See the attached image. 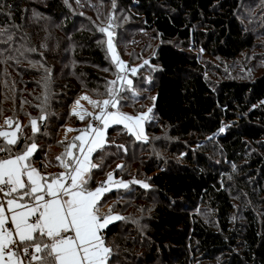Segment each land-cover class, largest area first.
<instances>
[{
	"label": "trees",
	"instance_id": "16d2710c",
	"mask_svg": "<svg viewBox=\"0 0 264 264\" xmlns=\"http://www.w3.org/2000/svg\"><path fill=\"white\" fill-rule=\"evenodd\" d=\"M241 1L0 0V122L24 126L42 174L58 173L60 135L81 123L70 110L76 97H102L115 75L99 31L109 17L125 11L159 39L151 70L134 76L154 93L145 130L157 138L113 125L92 157L100 167L89 188L109 172L149 185L112 189L99 202L125 218L103 230L107 264H264V69L238 79L215 67L256 45Z\"/></svg>",
	"mask_w": 264,
	"mask_h": 264
},
{
	"label": "snow or ice",
	"instance_id": "6c2138e0",
	"mask_svg": "<svg viewBox=\"0 0 264 264\" xmlns=\"http://www.w3.org/2000/svg\"><path fill=\"white\" fill-rule=\"evenodd\" d=\"M109 29L110 25L99 31L107 35V51L117 69L116 79L108 82L106 99L92 100L87 95L80 98L97 112L83 109L80 100L76 101L72 114L90 121L85 128L66 129L79 135L56 157L63 171L42 175L32 166L31 158L38 146L34 139L28 142L24 126L11 118L5 119L7 129L0 126V264H107L111 249L105 244L103 230L125 218L113 215L111 208L100 214L99 202L113 188L127 189L131 183L149 187L138 180L116 179L112 172L95 189L88 187L92 170L100 167L92 157L105 146L107 129L123 125L137 140H146L143 125L151 119V108L136 116L120 111V94L132 91L133 81L125 75L128 69L116 53ZM130 71L135 75L137 70ZM45 118L42 114L38 120ZM38 120L30 119L33 137L39 132ZM22 138V148L15 151Z\"/></svg>",
	"mask_w": 264,
	"mask_h": 264
},
{
	"label": "rangeland",
	"instance_id": "374dc122",
	"mask_svg": "<svg viewBox=\"0 0 264 264\" xmlns=\"http://www.w3.org/2000/svg\"><path fill=\"white\" fill-rule=\"evenodd\" d=\"M240 8H241L240 9L241 17L244 20V22L247 24V26L254 30L258 28L257 34H255L256 45L248 51H243V53L240 54L237 58L231 59L230 61L216 60L217 62L215 63L216 65L215 67L217 70L220 68L224 72V74H226L225 77L228 76L231 78H238V79H244V78L251 79L257 76V74L264 69V48H263L264 0H242ZM121 11H124V9H121ZM122 13L113 14L111 20L108 19L104 23L103 27H108L110 25L109 30L113 33V45L115 47L116 53L119 55L120 60L125 62V65L128 69L125 75L133 81L132 91L135 90V93L142 94V97L137 96L138 98L134 97L133 95H132L133 98L129 97L128 92L130 91H124L120 94L121 100L123 98H125V100H129L128 104H125L124 107L123 106L120 107V111L136 116L140 113L147 112L149 108L152 109V99L154 93L153 91L145 90L144 85H141L142 82L141 80L135 82L134 76L137 75L145 76V72H140V70L144 67L146 68V70H151L150 57L154 54V49L158 45L159 39L150 35L149 32L144 34L145 29H142L141 26H139L140 23H138L136 19H133V17H131L129 13H126L125 11ZM104 41L106 42L107 45V35L105 33H104ZM117 43L119 45H117ZM109 58L110 60H112L110 53H109ZM145 61H148V63L145 64L144 63ZM132 68H136L137 70L135 75H132L130 71V69ZM108 77L109 80L107 82L116 79L115 75L113 74H109ZM117 86H119V82ZM107 87H108V83H107ZM84 95H87L92 100H97V101L104 100L107 98L106 93L102 97L97 98L90 95L86 91L85 92L82 91L76 97L75 101L71 104L70 106L71 112H73V109L76 107L77 100H80V104L82 105L83 109H87L90 112L98 111V109L93 108L92 105L88 103V101L80 99ZM75 117L78 120H80L77 116ZM150 117L151 118L154 117L152 111L150 113ZM89 120L90 118H85L84 120H80L81 123L78 126V129L87 127ZM0 126H3L5 129L8 128V126L5 125V120H2L0 122ZM65 128L77 129L74 126H67ZM65 128L62 131L61 135L59 131L60 140H65L68 143L69 141L72 140L74 136L79 135V132L77 131L66 132ZM143 129H144V135L147 137V139L149 138L151 140H154L155 138H157V136L153 134L150 135L149 137L148 133H146L145 130V122L143 125ZM106 138H107V132H106ZM163 138H166V136H163ZM146 140H141V141H146ZM56 153L57 151L50 150L48 154L51 155L50 157H52ZM61 171H63L62 167L60 168L58 173ZM106 178H107V173L105 174V176L97 178L96 184L90 189H95ZM237 204L238 203H236L235 205ZM109 206L110 203L102 206L98 205L100 214L102 215L106 214L110 208ZM112 214L118 215L116 213H112Z\"/></svg>",
	"mask_w": 264,
	"mask_h": 264
},
{
	"label": "built area",
	"instance_id": "2783aa9c",
	"mask_svg": "<svg viewBox=\"0 0 264 264\" xmlns=\"http://www.w3.org/2000/svg\"><path fill=\"white\" fill-rule=\"evenodd\" d=\"M92 123L95 125V124H98V122H96V121H92Z\"/></svg>",
	"mask_w": 264,
	"mask_h": 264
},
{
	"label": "crops",
	"instance_id": "0c3cea01",
	"mask_svg": "<svg viewBox=\"0 0 264 264\" xmlns=\"http://www.w3.org/2000/svg\"><path fill=\"white\" fill-rule=\"evenodd\" d=\"M32 166L36 168V166H35V165H33V164H32ZM36 169H37V168H36ZM40 173H41V172H40ZM41 174H42V173H41ZM42 175H44V174H42Z\"/></svg>",
	"mask_w": 264,
	"mask_h": 264
}]
</instances>
